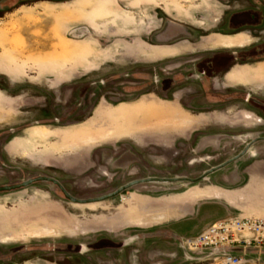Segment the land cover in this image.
Segmentation results:
<instances>
[{"label":"rangeland","instance_id":"rangeland-1","mask_svg":"<svg viewBox=\"0 0 264 264\" xmlns=\"http://www.w3.org/2000/svg\"><path fill=\"white\" fill-rule=\"evenodd\" d=\"M49 18L55 54L23 56L47 33L23 43L17 30ZM209 69L225 104L201 93ZM3 71L31 77L10 82ZM196 93L193 111L181 107ZM234 93L264 99V0H0V185L45 174L83 198L148 175L195 177L263 130L257 108ZM263 156L257 143L234 164ZM212 181L142 183L89 204L49 182L0 192V264H215L207 251L187 258L175 237L144 252L135 239L213 197ZM243 200L235 214L264 217L257 196Z\"/></svg>","mask_w":264,"mask_h":264},{"label":"crops","instance_id":"crops-1","mask_svg":"<svg viewBox=\"0 0 264 264\" xmlns=\"http://www.w3.org/2000/svg\"><path fill=\"white\" fill-rule=\"evenodd\" d=\"M238 16L239 21L243 20L246 18V15L244 14H239ZM235 16V20H230V24L232 23H237V17ZM232 17V16H231ZM29 16H27V19ZM51 20L52 18L47 21L46 24L44 25H37L34 23H28L25 25H21L20 28L17 30V33H20L23 35V43H30L31 39L33 38L34 32H43L44 34L47 33L46 39L48 41H44V43L41 46H37L36 49H33L32 46H27V48L23 47V52L22 55L27 57L28 55L31 56L35 54L36 57L40 58L41 55L44 59H49L51 56L55 54V44L52 42L55 40V24L51 25ZM31 21V20H30ZM54 21V20H53ZM236 21V22H235ZM42 27V28H41ZM19 36V35H18ZM212 36V35H209ZM208 37V36H207ZM223 37V36H222ZM40 45V44H38ZM25 48V50H24ZM25 53V54H24ZM45 63V62H44ZM49 65V63H47ZM4 70H7L4 68ZM6 75L7 80L10 82L16 81H25V80H30L27 76H21V78L17 79L15 74L13 73H6L5 71L1 72V75ZM44 81H50L55 78V74H43L41 77ZM148 99H151L155 102L158 103L153 98L147 97ZM146 102V100H145ZM175 106V105H174ZM177 107V106H175ZM253 166L249 169L248 174V182L245 185L240 186H234L233 184H237L238 182L241 181L242 177L244 176L241 173V170L237 169L235 166L234 169L226 167L222 168L218 171L213 172L212 174L221 177L223 180L227 179L229 175H234L236 178L233 180V182L227 183H211L210 186L206 188H210L211 191L215 192L214 196L209 197V198H202L196 201L194 204H192L187 211L189 210V213H185V215H182L181 217H177L175 219H171L166 222H162L158 225H156L153 229L149 230L148 232H144L142 235H139L137 238V243H142L140 244L139 249L144 252V248L147 247V245H160L161 243L168 242V238L170 239L171 237L175 238H180L182 236H191L199 233L201 230L206 228L208 225L213 223L214 221L220 219L217 214H211L209 211L211 210L210 208H207L206 206L208 205H216L220 207L221 209H224L227 214L229 215H236L235 213L237 212L240 207L238 205H241L244 203V195L248 194L250 195H255L257 196L258 200L260 203H264V176H261L259 174V169L263 168L264 164H262V161L257 158L253 163ZM232 169V170H231ZM233 172V174H232ZM242 174V175H241ZM256 176L254 180H251V177ZM208 178V177H207ZM206 178V179H207ZM233 185V186H232ZM250 185V186H249ZM261 188V189H250L249 188ZM248 193V194H247ZM236 198L238 200H236ZM191 212V213H190ZM223 218V217H222ZM141 236V237H140ZM160 239V241H159Z\"/></svg>","mask_w":264,"mask_h":264},{"label":"built area","instance_id":"built-area-1","mask_svg":"<svg viewBox=\"0 0 264 264\" xmlns=\"http://www.w3.org/2000/svg\"><path fill=\"white\" fill-rule=\"evenodd\" d=\"M182 246L188 253H204L224 247L251 248L254 258L246 253L219 252L213 254L215 264H264V217H250L242 214L220 218L199 233L183 237Z\"/></svg>","mask_w":264,"mask_h":264},{"label":"water","instance_id":"water-1","mask_svg":"<svg viewBox=\"0 0 264 264\" xmlns=\"http://www.w3.org/2000/svg\"><path fill=\"white\" fill-rule=\"evenodd\" d=\"M257 140V138L252 139L248 144L245 145V147L243 148V150L236 155L234 158L227 160L225 162H221L217 165L211 166L207 169H205L204 171H202L197 177H189V176H146L143 178H136L133 180H129L124 184H121L120 186H118L117 188H115L114 190L101 194V195H96V196H90V197H83V198H79V197H75L73 196L70 192H68L65 187L63 186V184L57 180L56 178L49 176V175H45V174H39L36 175L34 177H30L27 178L25 180H21L20 182L17 183H12V184H3L0 185V192H5V191H11V190H15V189H19L22 187H26L29 186L35 182H49L53 185H55L60 192L63 194V196L68 199L71 202L74 203H79V204H89V203H95V202H100V201H104L106 199H110L113 198L117 195H120L123 191L141 184V183H146V182H159V183H175V182H190V183H195L203 178H205L206 176H208L209 174L218 171L222 168H224L226 165H228L230 162H232L234 159L239 158L240 156H242L250 147V145L252 143H254ZM185 236H182L180 238H178V245L180 247V249L182 250L183 254L187 257V258H193V255H190L182 246V239ZM219 252H234V253H256L255 250L251 249V248H239V247H224V248H218V249H213L210 251H207L206 254L208 255H213L215 253H219ZM264 251L261 252V254H263Z\"/></svg>","mask_w":264,"mask_h":264},{"label":"flooded vegetation","instance_id":"flooded-vegetation-1","mask_svg":"<svg viewBox=\"0 0 264 264\" xmlns=\"http://www.w3.org/2000/svg\"><path fill=\"white\" fill-rule=\"evenodd\" d=\"M228 37V36H227ZM198 63V62H197ZM219 74H214V71L213 70H211V69H209V72H207V74L205 73V75L204 76H201L200 77V79H199V81H200V83H201V85H200V88H201V90H202V92L201 93H203V96H204V99L206 100V102L208 103V105L210 106L211 105V103L212 102H217V103H221L220 105H222V104H225V103H227L228 102V99H230V96L228 95V96H224L223 95V93L224 92H222V90H219V88H216L215 86H213V80H214V77H216V76H218ZM191 76L190 75H188V76H186V77H183V76H181L179 79H177L176 80V84H178L177 82L178 81H180L181 79L183 80L184 78H190ZM171 83V82H170ZM169 82H168V85H170L171 86V84H170ZM173 84V83H172ZM160 89V91L158 92V93H160V95H161V97L162 96H169V93L167 92L168 91V87H166V88H163L162 86L159 88ZM163 92V94H161ZM165 92V93H164ZM205 92V93H204ZM228 93L230 92V91H227ZM197 94H199V93H196L195 95H191V94H189V95H187V97L188 98H190L191 96H196ZM234 94H236V95H241L240 93H234ZM240 97H242V99L243 100H245V101H249L252 105H254L256 108H257V114H258V116H259V118H260V123H261V126L259 127L260 129H263L262 131H261V133L260 134H257L256 136H252V137H249V140H247L246 142H245V144H244V146H242V148L239 150V151H237L236 153H234V154H232V155H230V156H228L227 158H225V159H223L222 161H220V162H218V163H216V164H214V165H217V164H219V163H221V162H225V161H227V160H230V159H232V158H234L236 155H238L242 150H243V148L245 147V145L246 144H248L252 139H254V138H257V140L254 142V143H252L251 145H250V147H249V149L242 155V156H240L239 158H237V159H234L232 162H230L228 165H226L224 168H226V167H229V168H232V169H234L235 168V162H237V161H239L240 159H242V158H244L246 155H248L249 154V151H250V149L253 147V145L254 144H257V143H262V142H264V99L263 100H261V99H250L248 96H246L245 97V95L244 94H242ZM188 98L186 99V100H184V101H182V102H180V105H181V107H183L184 109H187V110H190V111H193L194 109H193V106H196L195 105V103H193V100H191V98H190V100H189V102H188ZM136 100V99H135ZM135 100H132V101H127L126 99H120L118 102H117V104H120V103H123V102H125V103H131V102H133V101H135ZM201 101V100H200ZM200 101H197L196 103H201ZM184 103V104H183ZM205 105V104H204ZM203 104L202 105H200L201 107H203L204 106ZM200 106H198V107H200ZM197 108V107H196ZM203 109H204V107H203ZM237 137L239 138V137H244V134H239V135H237ZM238 140V139H237ZM263 148V147H262ZM259 155V154H258ZM259 157V156H258ZM264 157V156H263ZM258 159H260L261 161H262V164H264V158H258ZM214 165H212V166H214ZM233 165H234V168H233ZM253 166V164H251V163H248L246 166H245V168H241V173L245 176H247V173H248V171H249V169L251 168ZM264 166V165H263ZM211 167V166H210ZM231 169V170H232ZM215 174V173H214ZM214 174H209L208 176H206L205 178H203V179H201V180H199V181H202V180H204V179H206L207 177L208 178H210V177H213V179H214V181H212V183H223V182H227V183H230V182H233V180H235L236 178L234 177V175H229L228 177H226L227 179H225V180H223L221 177H218V176H216V175H214ZM232 174H233V172H232ZM259 174L261 175V176H264V167L263 168H260L259 169ZM148 176H155V175H148ZM198 176V175H197ZM197 176H195V177H197ZM139 178H143V177H139ZM220 178V179H219ZM219 179V180H218ZM199 181H197V182H199ZM146 183H148V182H146ZM124 184V183H123ZM142 184V183H141ZM121 185V184H120ZM119 185V186H120ZM118 187V186H117ZM116 187V188H117ZM208 187V186H207Z\"/></svg>","mask_w":264,"mask_h":264},{"label":"bare ground","instance_id":"bare-ground-1","mask_svg":"<svg viewBox=\"0 0 264 264\" xmlns=\"http://www.w3.org/2000/svg\"><path fill=\"white\" fill-rule=\"evenodd\" d=\"M25 54V53H24ZM114 129V128H113ZM116 129V128H115Z\"/></svg>","mask_w":264,"mask_h":264}]
</instances>
